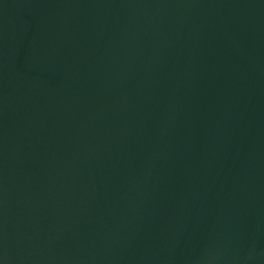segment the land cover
Here are the masks:
<instances>
[{
	"label": "water",
	"instance_id": "95a60500",
	"mask_svg": "<svg viewBox=\"0 0 264 264\" xmlns=\"http://www.w3.org/2000/svg\"><path fill=\"white\" fill-rule=\"evenodd\" d=\"M0 264H264V0H0Z\"/></svg>",
	"mask_w": 264,
	"mask_h": 264
}]
</instances>
